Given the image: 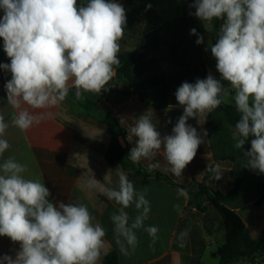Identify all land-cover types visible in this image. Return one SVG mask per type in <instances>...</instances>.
Masks as SVG:
<instances>
[{"label":"clouds","instance_id":"1","mask_svg":"<svg viewBox=\"0 0 264 264\" xmlns=\"http://www.w3.org/2000/svg\"><path fill=\"white\" fill-rule=\"evenodd\" d=\"M191 7L201 21L224 19L211 54L230 88L211 74L194 84L184 82L175 92L184 111L173 134L161 138L150 117L140 116L129 128L128 140L133 136L138 140L128 159L133 163L151 160L163 145L167 170L182 176L203 142L188 119L199 121L230 98L240 113L232 133L234 147L242 149L252 137L251 148L245 153L247 166L264 173V0H194ZM0 10L4 13L0 38L10 58V63L0 64V68L11 73L5 88L7 103L15 110L12 126L25 131L39 123L44 114L34 115L28 108L57 106L66 99L70 86L80 100L84 93H101L115 76L126 24L121 4L113 0H87L79 6L78 0H0ZM191 33L197 34L196 29ZM197 43H203L202 36ZM8 128L9 123L0 115V157L10 147L3 138ZM148 167L151 171L159 163ZM207 170L215 174V179L222 173L218 167ZM26 172L27 166L15 157L0 163V236L20 243L15 259L4 256L0 264H98L105 228L93 223L84 204L61 202L55 206L49 202V189L39 179L26 178ZM116 175V188L106 187L93 177L86 187L97 189L120 206L110 220L116 243L126 254L138 243L136 230L143 228L155 243L159 229L144 226L151 211L147 188L137 191L119 168ZM177 196L188 198V193L178 188ZM132 206L137 210L134 218L126 211ZM173 207L180 210L178 204ZM187 235V230L179 234L181 245Z\"/></svg>","mask_w":264,"mask_h":264},{"label":"crops","instance_id":"2","mask_svg":"<svg viewBox=\"0 0 264 264\" xmlns=\"http://www.w3.org/2000/svg\"><path fill=\"white\" fill-rule=\"evenodd\" d=\"M85 1L87 0H78V6ZM124 1L126 0L113 2L124 8ZM193 3L194 0H146L145 3L137 5H151L163 18L160 26L144 34L132 51L120 50L119 54H139L152 47L153 53L134 66L133 72L137 76H143L145 71H161L167 66L184 67L193 64L205 66L209 74L214 78L217 76L218 70L213 73L207 66V57L211 55L213 45L215 20L204 22L198 19L194 15L196 9L191 7ZM132 7L136 8L130 6L126 11ZM3 14V10H0V18ZM193 28L197 34L191 33ZM199 36L203 37L201 44L197 43ZM3 43V38H0V49L3 48ZM160 49L165 50L157 53L156 50ZM0 64L9 62L3 58L0 59ZM10 79L11 73L0 68V115L9 123L3 138L10 145L3 157H0V163L8 157H15L18 162L25 164V177L39 179L49 189L50 196L47 199L55 206L63 202L84 204L88 207L93 223H100L107 233L98 264H103L107 255L112 252L118 254L120 264H206V235L210 233L215 237L211 245L215 244V240L225 239L221 217L218 219L219 230L203 226L206 214L213 208L209 206L201 188L208 167H218L222 172L219 179H215V174L211 172L206 180V187L211 193L228 192L236 177L262 174L248 167V158L242 155L241 149L234 147L232 133L235 126L224 119L221 109H215L199 121L198 118L188 119L187 123L196 128L203 142L199 145L194 159L183 170L182 176L176 177L167 170L169 166L163 156V145L161 151L151 160L141 159L138 163H133L128 159L130 150L136 146L138 140V137L133 136L129 141L128 136L129 128L134 125L135 120L145 114L155 124L161 138L172 135V129L183 115V106L176 109L163 102L144 104L137 94L128 96L96 93L91 97L90 93H84L83 99L78 100L75 88L70 86L66 99L57 106L50 109L28 108L34 115L43 113L44 118L29 129L21 131L11 125L15 110L7 103L5 88ZM113 80L114 78L109 83ZM118 83L124 85L119 79ZM225 103L236 107L234 101L226 100ZM48 112L51 113L50 116L47 115ZM210 114L212 116L209 119ZM204 132H207L206 136ZM121 133L127 149L123 162L128 167L123 162L110 164L106 157L114 134ZM157 162L159 167L153 171L163 174L164 177L148 172V165ZM117 168L128 176L137 191L147 188L146 199L150 201L151 211L144 226L151 225L159 229L155 243L143 228L136 230L138 243L134 249L129 248L126 254L120 251L116 243L114 226L110 220V216L117 213L120 206L114 201H108L97 189L86 187L87 180L92 177L106 187H118ZM178 188H184L188 198L178 197ZM177 204L180 206L179 211L173 207ZM200 205L208 207L206 213L199 214ZM256 208L250 203L235 210L242 216L250 232L251 227L257 224ZM126 211L130 218L137 214L134 206ZM263 227L264 225L260 227L261 233ZM185 230L188 235L181 245L178 236ZM19 251V242L0 236V259L4 256L15 259ZM244 260L247 259L234 262H247Z\"/></svg>","mask_w":264,"mask_h":264},{"label":"trees","instance_id":"3","mask_svg":"<svg viewBox=\"0 0 264 264\" xmlns=\"http://www.w3.org/2000/svg\"><path fill=\"white\" fill-rule=\"evenodd\" d=\"M114 1V0H113ZM146 0H126L129 6H137L145 3ZM87 1L81 5L86 4ZM147 11L149 20L142 23L136 16L127 18L124 33L131 35L138 43L139 39L146 33L157 29L163 22V18L159 16L151 7L144 6ZM128 15V13H126ZM126 15V16H127ZM215 30L212 35L213 44L219 36V29L224 23V19H215ZM165 49L156 50L157 53L163 52ZM5 58L10 63L3 48L0 49V59ZM148 58L147 52L139 54H119L120 66L116 69L119 80L127 88H120L106 85L101 91L102 94L118 93L122 95L137 94L144 104H153L163 102L172 108H179L178 101L175 98L176 90L184 83L194 84L197 79H206L209 72L205 66L193 64L184 67L167 66L158 72H149L145 76H137L133 72L136 64ZM215 79L220 80L225 88H230L227 81H224L218 72ZM222 110L224 119L235 126L240 119V113L236 107L222 103L219 107ZM212 114L209 115V119ZM123 134H114L110 146L107 150L106 157L110 164L123 162L127 149L123 148L119 137ZM252 137L245 143L241 149V153L245 156L251 148ZM128 167L126 162H123ZM158 177H164L157 171H149ZM210 171L201 185L202 194L206 195L209 206L213 207L221 216L225 229V241L219 246L217 256L219 264H230L234 261L248 259L252 264H264V227L261 235L254 238L246 226L245 221L236 209L247 204L253 203L255 207L264 206V173L258 175H248L247 177H236L231 190L228 192L208 191L206 180L210 176ZM199 210L206 212L207 207L200 205ZM103 264H120L117 253L112 252L104 260Z\"/></svg>","mask_w":264,"mask_h":264},{"label":"rangeland","instance_id":"4","mask_svg":"<svg viewBox=\"0 0 264 264\" xmlns=\"http://www.w3.org/2000/svg\"><path fill=\"white\" fill-rule=\"evenodd\" d=\"M124 9H125V13H128V15L126 14L127 15L126 20H127V18L130 17V15L138 17L142 23H146L149 20L148 13L144 9V7L136 6V8L132 7L131 10L126 11V9H130V6L128 5V3L126 1H124ZM136 44H137V42L135 41V39L131 35L124 33V35L120 41L121 51H123V52L132 51L135 48ZM152 53H153L152 47L150 46L147 49V55L152 54ZM207 66L211 71H213V73H216V71H217L216 59L212 56V54L208 55V57H207ZM149 72H158V71H148V72L145 71L143 73V76H145ZM114 77H117L118 79L120 78L118 73ZM95 95H96V93H90L91 97H94ZM232 95L234 96V94H232ZM227 101L232 102L234 100L228 98ZM207 209H208V207H207ZM206 212L199 210V214L206 213ZM255 213H256L255 221L257 222V224H256V226L251 227L252 228L251 234L254 238H258L261 235V231H260L261 228L260 227H261V225L262 226L264 225V206L261 208H256ZM206 215H207V218L204 219L203 226L207 225L208 228H210V229L213 228L214 230H217V229L219 230L220 229V223H219L218 219L221 217L219 215V213L214 208H212V211ZM245 218H246V220H248L247 217H245ZM206 236H207L206 244L208 245V252H207V255L205 256L204 262L206 264H219L220 260H219V257L217 256V253H218L217 248L219 249L218 246L222 245L224 243L225 239L223 238V239L215 240L217 243L215 242V244L211 245V241H214L215 237H213V235L210 233ZM244 261H247V262H238V263L234 262L233 264H252L248 259L244 260ZM256 264H261V263H256Z\"/></svg>","mask_w":264,"mask_h":264},{"label":"water","instance_id":"5","mask_svg":"<svg viewBox=\"0 0 264 264\" xmlns=\"http://www.w3.org/2000/svg\"><path fill=\"white\" fill-rule=\"evenodd\" d=\"M116 75H117V70H116V74H115V76H116ZM107 85H109V86H114V87H120V88H127L125 85H121V84L118 83V79H117V77H114L113 82H110V83H108ZM119 139H120V142H121L123 148H125V147H126V143H125V139H124V137H123V136H120Z\"/></svg>","mask_w":264,"mask_h":264}]
</instances>
